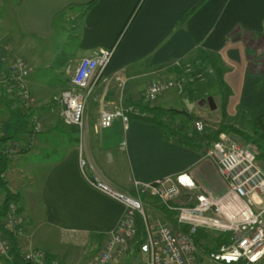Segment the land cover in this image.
<instances>
[{
    "label": "crops",
    "instance_id": "crops-1",
    "mask_svg": "<svg viewBox=\"0 0 264 264\" xmlns=\"http://www.w3.org/2000/svg\"><path fill=\"white\" fill-rule=\"evenodd\" d=\"M91 1L0 0L5 12L0 19V47L3 55L9 54L6 64L0 54V139L11 138L17 128L13 112L19 110L18 102L8 79L14 58L28 64L27 84L40 128L31 140L18 134L22 150L9 161L4 180L25 220L21 242L61 264H95L96 257H88L89 246L101 247L104 233L114 230L123 214L120 203L85 183L79 157L87 161L89 173L141 199L152 222L166 223L170 213L134 183L187 174L194 187L181 188L184 204L192 200V191L214 199L225 193L199 136L189 138L178 129L179 135L169 139L151 118L142 119L150 114L147 108L184 111L188 119L193 116L190 125L203 119L202 108H193L198 93L193 98L185 90L177 108L158 101L149 105L141 98L151 82L177 77L175 60L212 55L222 76L221 87L214 78L211 85L220 98L227 95V117L239 111L251 119L264 115V74L249 71L243 44L231 38L235 31L264 35V0H96L86 9ZM34 49L37 52H31ZM99 49H113V56L87 100L80 130L62 121L56 100L79 60ZM28 61L36 69L41 65L51 69L59 80L35 75ZM115 74L126 80L123 90L118 89ZM129 107L139 113L125 112ZM115 108L124 110L127 121L117 117L110 127L101 128L100 112ZM181 123L185 129L186 122ZM3 198L1 191L0 206ZM139 255L144 264L146 257L138 245L130 244L118 264H135Z\"/></svg>",
    "mask_w": 264,
    "mask_h": 264
},
{
    "label": "built area",
    "instance_id": "built-area-1",
    "mask_svg": "<svg viewBox=\"0 0 264 264\" xmlns=\"http://www.w3.org/2000/svg\"><path fill=\"white\" fill-rule=\"evenodd\" d=\"M112 56L113 49H99L92 56L79 60L67 88L60 92L56 100L60 105L61 119L66 125L82 129L87 100ZM173 67L179 71L176 78L153 81L142 91L141 98L145 103L153 105L169 91H175L178 95L185 92L192 81V65L175 60ZM28 74L27 64L22 58H14L8 65V79L19 98L20 107L23 113H32L29 118L31 140L39 133L40 128L33 115V98L27 84ZM115 82L118 89L123 90L126 80L115 74ZM125 112L139 113L130 107ZM117 117L127 121L121 108L112 111L103 109L99 114V126L108 128ZM174 127H179V121ZM205 127L206 124L201 119H195L184 129V134L187 137H192L193 134L200 137L205 132ZM201 143L204 146V156L214 163L225 185L226 191L221 197L214 199L210 195L200 194L192 207L184 206L179 201L181 188L194 187L187 174L167 177L153 183H134L135 188L157 199L170 214L175 215L177 225L187 226L191 233L197 227H208L229 234V244L209 255L213 262L264 264V172L257 164L256 148L239 144L233 135L226 132L219 133L213 141L204 139ZM21 148L16 142H10L1 147V153L12 159ZM78 163L82 178L90 188L123 206V214L117 227L104 233L105 240L95 264H118L119 257L127 253L131 240L136 236L138 217L143 229L138 251L146 257L144 264H195L197 247L189 234L179 227L150 221L139 198L114 188L99 174L89 173L84 158L79 157ZM4 176L5 174L1 177ZM209 215L213 218H207ZM1 225L4 231H10L18 240L19 255L27 264H61L57 258L49 257L44 251L21 242L26 234V224L17 203L8 204ZM9 250L10 243L0 232V264H10Z\"/></svg>",
    "mask_w": 264,
    "mask_h": 264
},
{
    "label": "trees",
    "instance_id": "trees-1",
    "mask_svg": "<svg viewBox=\"0 0 264 264\" xmlns=\"http://www.w3.org/2000/svg\"><path fill=\"white\" fill-rule=\"evenodd\" d=\"M95 1L96 0L91 1L86 6V9L89 8L91 5H93ZM231 38H233L234 40L237 38V40L243 44L245 48V52H246V57H247L246 62H247L249 71L253 72L254 74H264V35L263 34L257 35L256 33L249 32V31H235L231 34ZM188 62L192 65V68H193V71L190 75L192 78V81L189 82L185 90H189V94L191 96L192 95L195 96L198 93V88L202 84V81H204L205 77H212L215 79L216 85H219V86L221 85L222 70L217 66V62L215 61L212 55L206 54V53H200L197 58L193 60H189ZM208 71H210L211 73H208ZM201 78H203V80ZM220 93L222 95V92ZM15 97L18 102V108H19V110L16 109L13 112L15 119H16L17 128L15 130L14 135L11 138H7L4 136L0 139V192L1 191L4 192V198L0 206V232L2 233L4 238H6L10 243V250L8 254L10 264H27L26 262L22 260V258L19 255L18 240L14 237V235H12L10 231H4L1 225L2 219L6 214L8 204L10 202L17 203L16 195L11 193L7 189L6 187L7 185L4 180V177H1L3 174H5L8 168V165H9V161L12 160L10 158H7L5 155L1 153V147L10 143L7 141L10 139H12L11 142L17 143L16 139L19 136L18 134L22 133L23 135H26L28 138L31 137V134H32L31 128L29 127V118L32 113H30V115L23 113L20 107L19 98L16 96V91H15ZM221 97L223 99L224 107H226L227 95L223 94ZM147 111L150 112L151 117L149 114L148 116H144L142 119L151 118L152 121H155L160 127H162V129L165 132L164 133L165 136L168 137L169 139H174L175 136L179 135V134L178 135L176 134L178 129H179V132H183V135H185L184 127L181 121L186 122L185 124V129H186L188 128V125H190L189 124L191 122L190 119L193 118V116L190 115V119H188V117L183 116L180 111H176L174 109L166 110V109H160V108H153V109L147 108ZM224 115L226 114L224 113ZM179 116L182 118L179 119L178 118ZM177 121H179V127L175 128L174 126ZM263 122H264V115H262L261 117L255 120H251V123L254 124L255 127L262 125ZM230 131L235 132V133L240 132L237 129L231 126H227V125L219 124L217 128H212L206 125L205 132L203 133L202 136L199 137V142H201L204 139H208V141H213L218 136L219 133L221 132L231 133ZM195 135L196 134H193L192 137H189V138H194ZM19 146H22V145H19ZM136 228H137V232L142 233V230H143L142 223L139 217L137 218V221H136ZM180 230L183 231L184 233L189 234V236L191 237L196 247L202 246V242H208V241L213 242L214 243L213 248H210V249L205 248L206 252H208L209 254L216 252L221 246L228 245L230 242V235L227 233L217 238L216 237L210 238V236L205 234L204 231L201 229H197L193 233H191L189 228L187 226H184L180 228Z\"/></svg>",
    "mask_w": 264,
    "mask_h": 264
},
{
    "label": "rangeland",
    "instance_id": "rangeland-1",
    "mask_svg": "<svg viewBox=\"0 0 264 264\" xmlns=\"http://www.w3.org/2000/svg\"><path fill=\"white\" fill-rule=\"evenodd\" d=\"M3 14L5 15V12L2 8H0V19L4 18ZM31 52H37V51H36V49H34V51H31ZM2 53H3V48L0 47V54H2ZM1 56L4 57V62L6 64V62L8 61V58H9V54H7V55L2 54ZM24 56L26 58V56H30V55H24ZM27 60H28V58H27ZM41 62L42 63H39V64H43V61H41ZM30 65H31L32 69L36 71V74L34 73L35 75L47 76V78L50 76L54 80H57V79L59 80V78H60V76H58V77L54 76L55 75L54 72L51 69L44 67L43 65H41V68L42 69L44 68V70H42L41 68L36 69L35 65L32 63H30ZM212 79H213L212 77H205L204 81H202V84L198 88L197 96L195 98L193 97L194 99L192 101H193V104L195 106L193 108H196V109L202 108L201 113H203V117H202L203 119H201V120L205 124H207L209 127L217 128V126L219 124H221V125L231 126L235 129H237L238 131H240L241 133L240 132L235 133V132L230 131L231 133H229V134L233 135V137L236 139V141L239 144H241V145L247 144V145H250V146H253L256 148L257 164L262 169V171L264 172V122L262 123V125L255 127L254 124L251 123V120H255V119H251L250 117L243 114L241 111L237 112L236 114H232V113L230 114L229 113V117H227V114L224 115L225 107L223 104V99H222V97L220 98V96L218 95V93L214 89H212V85H211ZM163 80H169V79H163ZM60 82H63L62 77H61ZM184 95H185V93H183L182 95H178V94H176L175 91H169V92H166L164 95H162L160 98H158L157 101L160 102L161 104L171 105L173 108H177L178 106L182 105L180 101H181V98L184 97ZM208 98H212V100H213V102L217 108V110L215 112L211 111L209 109V107L206 103ZM149 105H151V104H149ZM14 158H12V159H14ZM145 195L147 196L148 199L153 201L152 200L153 197H150L146 193H145ZM189 195L192 198V200H190L188 202V204H186V203L184 204V202H186L185 198L183 200L180 199V201L184 206L192 207L196 203L195 198L197 197L198 193L195 191H192V192H189ZM132 197H134V196H132ZM142 204H143V202H142ZM143 206H144V204H143ZM144 210H145V208H144ZM208 217L213 218L210 215L207 216V218ZM166 219H167L166 223L161 221V219H158V221H160L161 223H163L165 225H170L172 227L176 225V227H179V229L184 226V225H179V224L177 225L174 214H170V215L166 216ZM197 229L203 230L205 234L210 236V238H215V237L217 238V237H220L221 235L226 234L225 232L216 230L214 228L197 227L195 230H197ZM141 236H142V233L137 232L136 236L131 240L130 244L136 243V245H138V247H139ZM40 240H41V242H46L45 238H40ZM104 240H105V236H104ZM102 246H103V244L101 245V247L99 246L98 248H96L95 246L93 247L91 244V247L89 246V249H91V250L88 254L89 255L88 257L92 258V260L95 257H97V255L100 253V251L102 249ZM41 247H42V245H41ZM213 247H214V243L211 241L202 242V246L197 247L195 264H218V263L213 262L210 259L209 255L211 253L209 254L205 250V248L210 249ZM128 250H129V248H128ZM142 260H143L142 256L139 255L137 257V259L135 260V264H142Z\"/></svg>",
    "mask_w": 264,
    "mask_h": 264
},
{
    "label": "water",
    "instance_id": "water-1",
    "mask_svg": "<svg viewBox=\"0 0 264 264\" xmlns=\"http://www.w3.org/2000/svg\"><path fill=\"white\" fill-rule=\"evenodd\" d=\"M206 103H207V105H208V107H209L210 110L214 111L216 109V106H215L212 98H208ZM181 113L183 115H187V113H185L184 111H181Z\"/></svg>",
    "mask_w": 264,
    "mask_h": 264
}]
</instances>
